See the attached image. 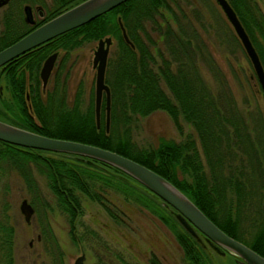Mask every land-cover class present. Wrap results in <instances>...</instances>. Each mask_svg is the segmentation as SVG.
Instances as JSON below:
<instances>
[{
  "label": "trees",
  "instance_id": "1",
  "mask_svg": "<svg viewBox=\"0 0 264 264\" xmlns=\"http://www.w3.org/2000/svg\"><path fill=\"white\" fill-rule=\"evenodd\" d=\"M78 1L57 0L28 27L19 15L15 24L6 17L0 48ZM180 1L124 0L13 57L1 69L9 95L0 96V119L43 135L107 148L145 165L176 186L226 234L264 256V109L245 114L237 108L198 31L185 19ZM226 1L244 27L264 71V19L257 20L258 11L251 0ZM165 12L172 19L167 20ZM117 17L132 46L123 40ZM106 35L115 40L104 71L109 87L107 130L103 102L96 125L91 100L83 110L78 109L77 97L67 107L58 80L43 96L38 80L41 62L49 53L61 50L67 54ZM198 60L213 73L215 92L201 76ZM157 109L166 112L178 132L179 118L189 123L198 144L185 134L180 140L160 138L154 147H136L129 125L135 116ZM31 163L43 174L56 207L65 212L70 223L81 212L82 197L98 202L115 217L102 203L103 190L113 188L146 207L169 228L186 264H212L201 244L200 238L205 237L196 230V236L189 234L175 219L170 205L121 170L73 153L0 140L1 169H16L29 190L36 188ZM36 201L38 198L33 197L31 203L38 205ZM49 230L41 220L40 238L50 246L54 264H61L58 245ZM13 235L12 223L6 216L0 217V264L13 262ZM138 264L162 263L152 253L146 263Z\"/></svg>",
  "mask_w": 264,
  "mask_h": 264
},
{
  "label": "rangeland",
  "instance_id": "2",
  "mask_svg": "<svg viewBox=\"0 0 264 264\" xmlns=\"http://www.w3.org/2000/svg\"><path fill=\"white\" fill-rule=\"evenodd\" d=\"M251 1L258 11L257 20L264 19V0ZM55 2L57 0H8L7 4L0 5V36L6 29L4 26L6 17L9 18L8 22L15 24L19 20V15L27 27L31 25L24 20L22 12L24 4L30 5L32 23H34L45 14L46 10L53 8ZM171 5L173 10H176L173 4ZM179 7L184 10L185 19L198 31L214 64L223 74L237 108L245 114H249L250 111L255 112L256 109L263 111L264 96L251 63L217 2L182 0ZM39 9L42 11L41 14L38 13ZM165 15L168 17L167 20L172 19L169 12H165ZM14 28L15 25L12 29ZM11 30L9 32H13ZM17 30L20 31L21 28ZM151 34L157 38L155 32L151 31ZM109 37L111 42L106 60L115 46L114 38ZM157 40L159 42V39ZM95 47L96 41H89L67 54L57 50L46 83L42 85L38 78L42 96L43 92L58 80L59 86L63 87L58 86L65 97L67 107L71 106L76 97L79 110L87 107L90 100L93 104L95 69L92 66V56ZM197 64L204 81L215 92L217 83L213 73L200 60ZM0 83L5 85L1 73ZM25 84L28 85L27 79ZM77 91L78 94L75 95ZM179 121L180 132L163 110L157 109L143 116H135L132 124L129 125L130 139L136 147H154L160 138L180 140L185 134H190L197 145L196 134L191 125L181 118ZM31 170L36 188L29 190L16 169L3 171L0 167V217L6 216L14 228L12 264H54V254L51 253L50 246L40 238L41 220L47 224L49 231L55 237L61 264H73L78 255L83 256L82 264H138L146 263L152 253L162 264H186L181 248L169 228L140 203L125 198L113 188H105L102 192L104 197V200L101 199L102 203L104 202L115 217H112L98 202L82 197L81 212L70 223L65 212L56 207L43 174L33 163ZM33 197L38 198V203L36 201L38 205L31 203ZM22 199H25L31 207L27 220L19 210ZM200 239L212 264H244L238 256L232 257L230 252H217L203 237Z\"/></svg>",
  "mask_w": 264,
  "mask_h": 264
},
{
  "label": "water",
  "instance_id": "3",
  "mask_svg": "<svg viewBox=\"0 0 264 264\" xmlns=\"http://www.w3.org/2000/svg\"><path fill=\"white\" fill-rule=\"evenodd\" d=\"M2 2L6 0H1ZM124 0H80L35 25L14 41L0 48V65L19 55L20 53L50 39L51 37L76 27L93 17L109 10ZM220 6L226 19L231 24L250 63L255 77L264 96V71L247 34L241 26L235 12L226 0H215ZM24 20L32 23V15L28 5L23 6ZM118 27L123 40L132 46L120 18L117 17ZM111 38L104 36L96 40L93 50L92 66L94 77V113L95 123L98 125L101 94H104L105 129L108 127L109 88L104 82V70ZM56 51L49 53L42 61L38 74L42 85L48 79L56 58ZM0 140L24 147L73 153L82 157H89L111 165L134 179L159 197L174 210V217L179 224L191 235L196 231L205 237V241L217 252L224 250L240 258L244 264H264V256L259 255L243 242L233 238L212 222L184 193L166 178L146 167L145 165L119 154L113 150L77 140L64 139L40 134L29 129L19 127L0 119ZM19 210L25 220L31 212L30 205L25 199L19 203ZM83 256L75 257L73 264H82Z\"/></svg>",
  "mask_w": 264,
  "mask_h": 264
},
{
  "label": "flooded vegetation",
  "instance_id": "4",
  "mask_svg": "<svg viewBox=\"0 0 264 264\" xmlns=\"http://www.w3.org/2000/svg\"><path fill=\"white\" fill-rule=\"evenodd\" d=\"M7 2H8V0H6V1H4V2H2V1L0 0V5H5V4H7ZM24 5H25V4H24ZM24 5H23V6H24ZM23 6H22V12L24 13V11H23ZM28 6L30 7V5H28ZM30 11H31V7H30ZM41 12H42V11L39 9V10H38V13L41 14ZM44 15H45V14H44ZM44 15H43V16H44ZM43 16H42V17H43ZM32 21H33V20H32ZM31 25H33V23H31ZM8 61H9V60H8ZM8 61H7V62H8ZM7 62H5V63H7ZM5 63H3L2 65H0V73H1V69L3 68V66H4ZM21 75H22V74H21ZM21 75H20V79H19V80H20V82H22L21 85L23 86V78H22ZM2 88H3V89H2ZM1 95L8 96V95H9V91H8V89H7V86H5V85L3 86V85L0 83V96H1ZM102 102L104 103V94H103V93L101 94V100H100V106H99V108H101V103H102ZM103 105H104V104H103ZM103 108H104V106H103Z\"/></svg>",
  "mask_w": 264,
  "mask_h": 264
}]
</instances>
